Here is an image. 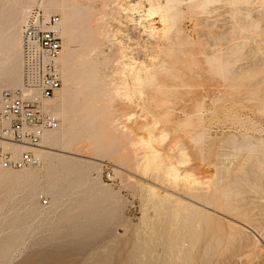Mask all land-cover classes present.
<instances>
[{
    "label": "rangeland",
    "instance_id": "rangeland-1",
    "mask_svg": "<svg viewBox=\"0 0 264 264\" xmlns=\"http://www.w3.org/2000/svg\"><path fill=\"white\" fill-rule=\"evenodd\" d=\"M67 1L82 11L92 9L93 18L84 27L97 30L101 47L91 57L104 62L99 75L110 85L101 102L90 101L84 112L101 110L100 123L85 129L74 150L54 148L51 153L74 160L79 167L75 177L89 174V183L82 185L89 189L86 194L109 195L98 220L104 230L91 243L66 252L71 238L62 232L50 241L53 230L46 225L27 238L22 258L10 264L27 257L26 264H86L99 254L110 256L108 264H167L168 244L180 237V257L183 251L190 254L186 264H264V150L255 140L264 141V0H239L232 7L219 0L205 9L193 5L206 0H180L173 25L162 18L166 0ZM14 2L0 0V12ZM240 27L252 33H240ZM69 48L79 50L80 45ZM163 62L171 70L158 76L162 89L147 77ZM6 65L2 61L0 68ZM94 127L120 134L122 143L98 154L89 144ZM151 137L167 165L143 144ZM169 165L200 184L170 179ZM238 181L244 187L235 185ZM0 195V209L12 216L13 205L1 203L6 192ZM25 196L16 205L21 216L28 213ZM37 203L48 209L51 197L41 194ZM6 238L0 235V246Z\"/></svg>",
    "mask_w": 264,
    "mask_h": 264
},
{
    "label": "bare ground",
    "instance_id": "bare-ground-1",
    "mask_svg": "<svg viewBox=\"0 0 264 264\" xmlns=\"http://www.w3.org/2000/svg\"><path fill=\"white\" fill-rule=\"evenodd\" d=\"M190 1L193 3L199 2L197 0ZM213 1L217 2L219 0H206L203 3L201 2V4H196L193 6L205 9L207 5H209ZM226 1L232 4L230 7H232L233 4L239 2V0ZM180 2V0H166V7L164 8L165 11L162 18L164 20H167L168 18V21H170V23L172 22V25L174 23V19L178 15L176 6H178ZM33 7H39L47 14L59 13L62 18L61 34L63 39H65V44L63 42L64 47L60 57V71L63 85L62 88L58 92H56L54 98L46 102L44 107L46 112L51 113L55 118L58 119L59 128L55 131L45 132L42 136L40 144L36 148L32 149H28L24 146H17L0 142V145L6 151H11L16 157L24 151L31 150L35 157L39 160L40 164V166L38 164L37 167L34 166L29 169H22V171L20 172H16L15 170H7L0 167V184H4L6 182L11 183L12 181H15V183L10 184L9 186H0V191L3 190V194L6 192V198L1 199V203L12 204L13 208L11 210L14 212L12 216L8 217L3 213V208L0 209V235H7V238L2 241V246H0V258L3 260L2 262H0V264H10L18 258H22L24 252L21 251V247L23 244H25L27 238L31 237V235H35L37 231H39L46 225L49 228L51 227V229L53 230V235L51 236L50 241H56L58 239L56 237H59L60 233L62 232L64 236L71 238V241L65 242L66 252L68 248H71L73 250L74 245L79 248L81 245L91 243L92 240L95 239V237L102 233L104 230L103 225L98 220L101 216V210L107 208L105 206L106 200H109L110 198L107 194L101 197H94L93 192L92 195L86 194L89 189L87 188L86 190H84L82 188V185L83 181L89 183V174L86 173L82 178L75 177L74 172L79 168L78 166H75V161L69 159L68 157H61V155L51 153L54 148H59L62 150V152L71 151L72 149L74 150L73 147L77 144V139L84 138L86 136L85 134L87 131L85 129L88 130L89 128H91V125L95 124V122L96 124L100 123L99 115L101 114V110L94 111L93 113L88 112L89 114H84V112L86 110V105L88 103L90 105V101H100L102 98H104V95H107L109 91L108 86L110 84L99 75V73L101 74V72H99L100 68L103 66L104 62L102 61V64L98 60H94L96 58L93 59V57H91V55L101 47V43L95 40L97 30H87L86 27H84V24L87 25V23L93 18V11L91 8H86L82 11V9H80L77 5H70L67 0H16V2L9 6V8H7L5 11L0 12V63L2 61L7 62L4 70L0 68V91H3L5 89L16 91L22 88L20 29L27 13L31 9H33ZM233 8L235 9V6ZM160 9L162 10L163 8L161 7ZM235 11H233V13ZM236 13L234 14L236 15ZM232 17H234V15ZM236 25L238 24H235L232 27H235ZM238 28L239 27H237V29ZM247 29L242 27L240 33L243 30ZM250 29H252L251 26ZM176 32L178 33L177 30ZM220 36L222 37L230 35L221 34ZM225 38L226 37H224L223 40ZM245 42L249 43V41L246 40ZM72 43H78L80 45V49L75 51L71 50L69 48V45ZM241 45H243V43H241ZM257 49L259 50L260 48L257 47ZM254 52L255 55H257V53L262 54L261 51V53H259V51L257 53L256 51ZM221 58L222 57L220 56V59ZM153 70H151V72ZM170 70L171 66L169 62H163L159 66L158 70L156 72H153L152 74L151 72H149V69L148 72L150 73V76H148L147 78H149L151 81L149 82L148 80L147 82L153 83L155 85V82L158 83V76ZM144 82L147 83L146 81ZM158 84V88L164 87L163 83ZM146 85H148V83ZM102 103L101 105H103ZM99 107L101 108V106ZM183 124L184 123H180V125ZM187 125H189L188 122L184 124V126ZM94 128L95 129L92 130L91 136L89 137V144L94 146L95 151L98 154H100V152L103 150V153L105 154L110 153L120 143H122V137L120 134H107L106 131L100 130V128ZM255 140L261 142L260 148L264 150V141H262V139ZM155 143H157V141L153 137H151L143 144H145L149 149L152 150V152L150 153L155 158L157 157L158 159H162V161L167 165V159H163V155H161L158 150H155ZM253 143L256 142L253 141ZM105 144H107V147ZM167 168V175L172 180H185L192 181L195 184H200V182L196 180L192 174L185 173L184 175H181L173 165H169L167 166ZM87 170L89 171V168H87ZM235 185L244 187L242 181H238ZM83 193L85 194L81 196L80 194ZM23 194H26V196L22 199V202L25 203L28 211L26 216H21L16 206L18 205L20 200L19 196ZM41 194H45L51 197L50 208H38L37 201L38 197H40ZM64 200L67 201L64 203ZM62 207H66V211L59 212ZM259 229L262 228L260 227ZM263 229L262 231H264ZM182 234L183 232L180 230L179 235L182 236ZM255 240L257 239L255 238ZM141 242L143 241L141 240ZM182 244V237L170 240L168 244L169 255L165 260L167 264H186L188 262L190 257L188 251H183V255L182 257H180V254L182 253ZM78 248H76V250ZM173 252V259L170 262L168 261V259L171 257V253ZM109 258L110 256L99 254L96 258V261L88 262L86 264H108ZM179 258L181 259V261H177V259ZM27 259H30V257H27L25 260L23 259L22 263L19 264H26ZM131 264L142 263L133 262Z\"/></svg>",
    "mask_w": 264,
    "mask_h": 264
},
{
    "label": "built area",
    "instance_id": "built-area-1",
    "mask_svg": "<svg viewBox=\"0 0 264 264\" xmlns=\"http://www.w3.org/2000/svg\"><path fill=\"white\" fill-rule=\"evenodd\" d=\"M63 50L61 19L31 9L21 27L22 88L0 91V142L36 148L45 132L59 128V121L44 107L63 85L60 57ZM31 150L14 156L0 145V167L22 170L37 166Z\"/></svg>",
    "mask_w": 264,
    "mask_h": 264
}]
</instances>
